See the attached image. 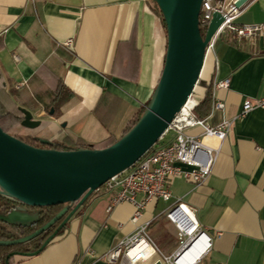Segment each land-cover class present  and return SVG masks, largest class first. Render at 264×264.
Segmentation results:
<instances>
[{
    "label": "crops",
    "instance_id": "1",
    "mask_svg": "<svg viewBox=\"0 0 264 264\" xmlns=\"http://www.w3.org/2000/svg\"><path fill=\"white\" fill-rule=\"evenodd\" d=\"M232 22L264 23V0H248ZM229 31L213 38L194 89L200 100L210 85L223 104L207 117L209 125L234 118L206 180L194 185L169 178L171 200L150 202L137 223L128 202L107 211L113 192L100 188L38 254L15 256L11 264H107L99 257L146 222L150 237L170 255L178 238L164 213L176 200L193 210L210 238L195 264H264V107L238 116L245 99H264V35ZM165 49L166 29L153 0H0V76L15 90L13 100L41 119L35 135L51 142L81 140L100 148L118 138L150 98ZM224 79L227 87L213 88ZM56 84L71 96L45 119L44 106L28 102ZM58 116L65 123L45 132L48 124H60Z\"/></svg>",
    "mask_w": 264,
    "mask_h": 264
},
{
    "label": "water",
    "instance_id": "2",
    "mask_svg": "<svg viewBox=\"0 0 264 264\" xmlns=\"http://www.w3.org/2000/svg\"><path fill=\"white\" fill-rule=\"evenodd\" d=\"M247 1L233 0L232 5L239 10ZM153 2L166 29L163 66L143 112L115 142L100 148L59 150L48 139L39 137L42 146H34L0 127V195L16 203L8 212L0 213V222L29 226L38 219V214L27 207L64 204L57 214L31 233L0 240V246L23 243L61 220L37 249L9 252L5 264H9L11 256L38 254L93 192L131 167L158 142L176 113L194 93L207 47L225 17L214 10L202 31L199 15L203 0ZM18 109L22 113L21 126L32 129L41 124V119L34 118L29 109L22 106ZM49 114H53V108Z\"/></svg>",
    "mask_w": 264,
    "mask_h": 264
},
{
    "label": "built area",
    "instance_id": "3",
    "mask_svg": "<svg viewBox=\"0 0 264 264\" xmlns=\"http://www.w3.org/2000/svg\"><path fill=\"white\" fill-rule=\"evenodd\" d=\"M232 2L222 4L221 2L214 3L213 0H203L199 15L200 26L205 29L212 12L218 10L225 17L219 31L229 28L237 36L255 33L264 35V23L236 25L232 22L233 16L238 12ZM211 42L207 49L211 46ZM71 44V40L64 42L67 47ZM227 85L228 80L224 79L214 82L213 88H223ZM210 100V110L207 116L201 118L195 114L199 100L192 94L176 113L158 142L131 167L111 177L103 184L101 188L113 192L107 211L118 203L128 202L134 208L131 221L137 223L150 202L158 199L171 200L172 194L167 184L169 178H182L194 185H200L206 180L219 155L221 144L234 121V118L224 117L216 125H209L206 121L207 117L215 110L223 109L222 102L215 100L212 91ZM254 107H264V99L254 101L245 99L238 116H243ZM194 127L200 128L201 133L188 132ZM164 216L174 225L178 238V245L170 255L163 254L158 248L148 234V223L146 222L138 224L130 235L118 240L99 258L107 264H195L196 259L209 245L210 238L200 229L193 210L186 203L176 200L165 211ZM200 238L205 240L203 250L193 261L181 262V259Z\"/></svg>",
    "mask_w": 264,
    "mask_h": 264
},
{
    "label": "trees",
    "instance_id": "4",
    "mask_svg": "<svg viewBox=\"0 0 264 264\" xmlns=\"http://www.w3.org/2000/svg\"><path fill=\"white\" fill-rule=\"evenodd\" d=\"M156 10L159 12L157 6L155 5ZM203 31L204 28L201 27ZM232 32L233 30L229 31ZM15 90L13 89H6L4 81L0 76V127L5 131L11 127L20 125L22 120V113L18 109V104L13 100V95ZM71 93L69 89L64 84H56L52 88L46 89L44 92L36 93L33 98L28 102V106H34L42 104L46 112H49L51 108H53V116L59 113L60 107L64 105L70 99ZM45 98L48 101H45ZM149 101V99H148ZM148 101L145 103L143 107H141L138 112L130 119L124 128L121 135L129 130V128L136 122L138 117L144 110V107L147 105ZM210 108V85L206 87V91L204 96L199 100V105L196 108L195 114L198 117L204 116L207 114ZM120 135V136H121ZM119 136V137H120ZM118 137V138H119ZM118 138H110L102 147H106L113 142H115ZM25 142L32 144L34 146H42V144H34L32 139L24 140ZM52 146L59 150H66V149H75V148H86L92 147L96 148L91 144H86L81 140H77L76 142H70L68 140L63 142L54 141L52 142ZM14 206V201L0 195V213L8 212ZM64 204H57V205H50V206H29L27 207L30 212H36L38 214V219L29 226H13L8 225L5 223L0 222V240L2 239H13L28 233L39 228L41 225L46 223L49 219H51L55 214H57L62 208ZM61 220L57 221L55 224L50 226L41 234L37 235L36 237L15 245H8V246H0V264H5V258L9 252L12 251H20V252H29L37 249L45 238L52 233V231L56 228ZM65 228V227H64ZM63 228V229H64ZM63 229L59 231L57 235H59ZM19 257H25L20 255H15ZM15 256H11L9 258V264L12 263V259Z\"/></svg>",
    "mask_w": 264,
    "mask_h": 264
},
{
    "label": "rangeland",
    "instance_id": "5",
    "mask_svg": "<svg viewBox=\"0 0 264 264\" xmlns=\"http://www.w3.org/2000/svg\"><path fill=\"white\" fill-rule=\"evenodd\" d=\"M213 1H214V3H217L218 2L217 0H213ZM232 1L233 0H223V1H221V3L222 4H229ZM200 84H201V79L198 82V84L196 85V87L200 86ZM193 96L195 97V93H193ZM32 115H33L34 118H37V116L35 115V113L33 114V112H32ZM44 117H45V119L46 118H50L52 120V116L50 114H47V112H46V114H44ZM43 118H42V120H43ZM56 119L60 122V124L59 125H54V124L52 125L51 123L48 124L47 127L44 128L45 132L50 133L52 130L53 131L56 130V127L61 126V125H63L65 123L64 118L62 116H58ZM39 126L38 127H35V128H32V129H29V128L28 129H24V128L21 127V125H17V126L11 127L8 130V133H10V134H12V135H14L16 137H19L20 139L28 140L27 139V136H26L27 133H30V134H37V133H39V131H40Z\"/></svg>",
    "mask_w": 264,
    "mask_h": 264
},
{
    "label": "bare ground",
    "instance_id": "6",
    "mask_svg": "<svg viewBox=\"0 0 264 264\" xmlns=\"http://www.w3.org/2000/svg\"><path fill=\"white\" fill-rule=\"evenodd\" d=\"M204 246H205L204 238L198 239L194 243V245L190 248V250L186 253V255L181 259V262L188 263L193 261L203 250Z\"/></svg>",
    "mask_w": 264,
    "mask_h": 264
},
{
    "label": "flooded vegetation",
    "instance_id": "7",
    "mask_svg": "<svg viewBox=\"0 0 264 264\" xmlns=\"http://www.w3.org/2000/svg\"><path fill=\"white\" fill-rule=\"evenodd\" d=\"M22 127H23V126H22ZM24 128H25V127H24ZM27 129H28V128H27ZM26 136H27V139H30V138H31V139L33 140L32 142H33L34 144H37V145L40 144V142L38 141L39 136H37V135H35V134H29V133H28ZM22 140H24V139H22ZM14 205H16V203H14Z\"/></svg>",
    "mask_w": 264,
    "mask_h": 264
}]
</instances>
